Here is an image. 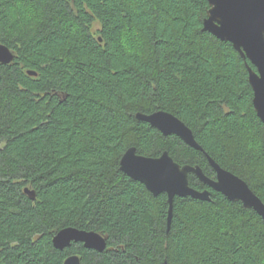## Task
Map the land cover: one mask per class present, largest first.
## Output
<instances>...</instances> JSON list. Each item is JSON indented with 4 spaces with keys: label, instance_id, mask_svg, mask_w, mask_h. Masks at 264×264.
<instances>
[{
    "label": "trees",
    "instance_id": "16d2710c",
    "mask_svg": "<svg viewBox=\"0 0 264 264\" xmlns=\"http://www.w3.org/2000/svg\"><path fill=\"white\" fill-rule=\"evenodd\" d=\"M41 10L32 31L0 25V264H264V220L240 201L153 195L119 168L125 150L199 165L202 151L163 135L136 112L162 109L191 128L223 168L264 202V124L247 64L202 29L206 0H25ZM15 0H0L7 22ZM127 38L137 49L129 54ZM28 70L36 74H28ZM34 192L32 199L26 192ZM73 226L107 236L57 249Z\"/></svg>",
    "mask_w": 264,
    "mask_h": 264
},
{
    "label": "water",
    "instance_id": "95a60500",
    "mask_svg": "<svg viewBox=\"0 0 264 264\" xmlns=\"http://www.w3.org/2000/svg\"><path fill=\"white\" fill-rule=\"evenodd\" d=\"M209 8L203 19L202 29L222 41H228L247 59L248 83L252 89L253 108L264 124V0H206ZM14 53L5 44H0V62L9 63ZM34 75L35 71L28 70ZM138 120L147 122L163 135H176L187 145L202 151L215 172L214 178L206 175L199 165L180 164L167 150L159 156L138 154L134 146L128 147L119 160V168L130 178L141 182L153 195L165 193L168 202L167 225L170 224L175 196L210 201L209 189L192 187L188 174L193 173L208 188L221 192L231 201H240L245 208L253 209L264 220V202L248 186L246 181L228 169L221 167L196 141L191 128L174 114L159 109L151 113L136 112ZM25 192L34 199L29 188ZM72 242H81L85 248L102 252L107 246V236L93 230L68 226L58 230L53 238L57 249L68 247ZM78 254L68 255L63 264H80ZM165 264H167L165 262Z\"/></svg>",
    "mask_w": 264,
    "mask_h": 264
},
{
    "label": "clouds",
    "instance_id": "9594fccd",
    "mask_svg": "<svg viewBox=\"0 0 264 264\" xmlns=\"http://www.w3.org/2000/svg\"><path fill=\"white\" fill-rule=\"evenodd\" d=\"M40 16L41 10L34 4H27L25 0H15V7L10 9L7 22L0 21V25L14 32L24 33L36 28ZM125 48L129 54L137 51L127 38H125Z\"/></svg>",
    "mask_w": 264,
    "mask_h": 264
},
{
    "label": "bare ground",
    "instance_id": "6f19581e",
    "mask_svg": "<svg viewBox=\"0 0 264 264\" xmlns=\"http://www.w3.org/2000/svg\"><path fill=\"white\" fill-rule=\"evenodd\" d=\"M205 155V154H204ZM204 190V189H203ZM65 260V259H64Z\"/></svg>",
    "mask_w": 264,
    "mask_h": 264
}]
</instances>
